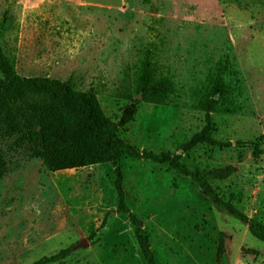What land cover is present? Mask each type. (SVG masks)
<instances>
[{
	"label": "rangeland",
	"instance_id": "1",
	"mask_svg": "<svg viewBox=\"0 0 264 264\" xmlns=\"http://www.w3.org/2000/svg\"><path fill=\"white\" fill-rule=\"evenodd\" d=\"M0 43L21 75L71 80L80 90L92 85L111 119L136 98L146 61L150 82L167 89L151 114L143 104L148 94L140 98L139 119L119 130L138 148L159 133L161 150L174 151L200 129L203 103L220 75L224 91L210 110L213 136L232 145L199 144L182 161L189 168L235 167L212 186L264 223V0H0ZM15 139L0 141L7 166L0 179V264H31L70 245L51 264H145L125 215L112 209L107 227L89 238L99 225L86 228L90 222H82L79 208H70L69 191L89 190L95 199L97 168L48 170L31 154L34 143L17 146ZM150 161L126 157L123 186L158 264H216L220 231L222 264H264V243L246 223L215 207L190 177ZM110 186L104 177V196L116 200ZM166 207L204 214L190 230L175 233L173 223L159 224ZM83 238L88 243L78 244Z\"/></svg>",
	"mask_w": 264,
	"mask_h": 264
},
{
	"label": "trees",
	"instance_id": "2",
	"mask_svg": "<svg viewBox=\"0 0 264 264\" xmlns=\"http://www.w3.org/2000/svg\"><path fill=\"white\" fill-rule=\"evenodd\" d=\"M165 83H151L147 72V62L141 65V76L137 94H162ZM222 77H217L213 97L203 103V125L183 141L176 150L139 149L123 140L117 134L119 128L135 119L139 99L130 98L121 108L119 117L109 118L94 91L92 85L80 90L71 80L48 75L24 76L17 72L14 62L9 58L0 43V141L4 136L15 135V144L34 143L31 154L41 159L43 165L51 171L79 169L96 164L109 163L113 169V186L117 197L115 213H123L131 223L133 236L146 264H158L150 246L148 235L142 232V220L137 217L126 203L123 187V169L121 160L126 157L147 159L170 168L198 184L201 194L215 207L225 210L238 220L246 223L251 235L264 243V223L248 216L230 200L224 199L211 184L213 180L228 178L235 167L226 165L200 169L189 168L182 161V154L199 144L228 147L230 141L213 136L214 122L211 107L223 94ZM237 143H240L237 141ZM259 151L257 145L254 146ZM7 172L6 161L0 146V179ZM110 211H106L99 226L92 230L89 238L103 228ZM225 233L220 231L215 250V263L222 264L225 252ZM72 245L59 249L51 255H44L31 264H51L64 259L72 250ZM253 254L257 250L246 249Z\"/></svg>",
	"mask_w": 264,
	"mask_h": 264
},
{
	"label": "crops",
	"instance_id": "3",
	"mask_svg": "<svg viewBox=\"0 0 264 264\" xmlns=\"http://www.w3.org/2000/svg\"><path fill=\"white\" fill-rule=\"evenodd\" d=\"M160 95L161 94H152V93L148 94L147 99L144 100V102H143V104L146 103L145 105L147 107L148 113L151 114L154 111V109L157 105L153 101L156 100L157 97H159ZM141 105H142V102L141 103L139 102L137 104V112L135 114V120L139 119V117H140L139 112H140ZM119 115H120V113H119ZM119 115L117 117H119ZM117 117L114 118V120H116ZM133 121H131V122H133ZM130 125H131V123L129 122L122 128L128 129V127H130ZM120 129L121 128H119L117 131L118 136L120 138H122L123 140L128 142L127 137L122 136L120 134V132H119ZM121 131L124 132V130H121ZM163 132H165V131L163 130ZM157 135L159 136L157 141L156 140H153V141H147L146 140L144 143H142L139 146V148L140 149L141 148H145V149L146 148H148V149H150V148L155 149L156 148L157 152L161 151V141H160L161 134L157 133ZM162 139H164V141H167V139H170V135L164 134L162 136ZM174 143L175 142L172 140L171 144H174ZM150 150H152V149H150ZM124 159L121 160V164L123 163ZM109 165H110L109 163H104V164H96V165L87 166V167H95L98 170L97 171V177L99 179L100 184H99V187L97 188L99 191L97 192V189H95L96 190L95 195H94V196H96L95 199L89 198L90 194L89 195L87 194V193H89V190H86V192L82 193L81 195H76L73 191H69L71 193V194L70 193L68 194V197L70 198V204H71L70 208H79L77 215L83 220V221L82 220L81 221L84 223L90 222L89 225L87 224L85 226L86 228L98 226L100 224V222L102 221L106 211H110V214L108 215V217L106 219L105 226L103 227V230H104L107 227L106 225L109 222L108 220H109L110 215H112L111 210L112 209L115 210V208L117 206V197H116V200L113 199L112 201H110V199H106V197L104 196V193H103L104 189L102 187V182H103L104 177L108 178L109 186H110V184H111V186L113 185L114 174H112L111 171L113 169ZM157 165H164V164H159V163L157 164L154 161H150L151 167L152 166L154 167ZM95 168H93V170H96ZM101 168L103 169L102 171L100 170ZM122 169H123V166H122ZM123 173H124V171H123ZM110 176H112V177H110ZM69 183L71 184V182H69ZM70 184L65 185V188L67 189V191H68V187L70 186ZM194 184L197 185V187H198L197 183L194 182ZM113 188H114V186H113ZM114 191H115V189H114ZM114 214L117 217L118 216L123 217V215H124L123 213H120V214L114 213ZM203 214L204 213H203L202 209H200V208H167L166 207V208H163L161 210V213H160V216L158 217V220L160 222L159 223L160 225L163 224V225H166L167 227L169 226V224L172 225V223H173L172 228L171 227L170 228L172 229V231L177 233V230L178 231L179 230L181 231L182 229L190 230L194 224H196L199 220H201V218L203 217ZM142 223H145V222H142ZM130 225H131V223H130ZM97 237H99V236H97ZM136 245L138 246L137 241H136Z\"/></svg>",
	"mask_w": 264,
	"mask_h": 264
},
{
	"label": "water",
	"instance_id": "4",
	"mask_svg": "<svg viewBox=\"0 0 264 264\" xmlns=\"http://www.w3.org/2000/svg\"><path fill=\"white\" fill-rule=\"evenodd\" d=\"M140 98H142V94L141 93H138L136 95V99H140ZM113 212H115V210H113ZM87 243H88V241L85 238L79 240V242H78V244H87Z\"/></svg>",
	"mask_w": 264,
	"mask_h": 264
}]
</instances>
